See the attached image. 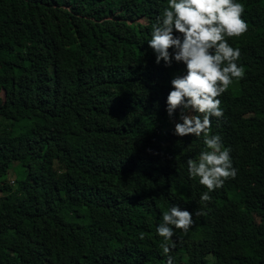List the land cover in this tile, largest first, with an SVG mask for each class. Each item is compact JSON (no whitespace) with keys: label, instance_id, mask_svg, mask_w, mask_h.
<instances>
[{"label":"trees","instance_id":"16d2710c","mask_svg":"<svg viewBox=\"0 0 264 264\" xmlns=\"http://www.w3.org/2000/svg\"><path fill=\"white\" fill-rule=\"evenodd\" d=\"M235 2L245 76L208 135L237 175L201 202L204 134L176 136L166 111L185 66L147 44L168 0H0V264H264V0ZM172 206L193 224L166 255Z\"/></svg>","mask_w":264,"mask_h":264},{"label":"clouds","instance_id":"9594fccd","mask_svg":"<svg viewBox=\"0 0 264 264\" xmlns=\"http://www.w3.org/2000/svg\"><path fill=\"white\" fill-rule=\"evenodd\" d=\"M244 5L235 0H168L167 8L152 24L148 47L155 54V63L173 62L185 66L184 75L171 80L167 96L169 117L180 111L181 122L175 124L178 137L204 134L205 150L197 161H187L191 179H198L207 191L201 202L211 199L209 193L222 187L225 180L235 178L230 149L221 143L219 135L209 136L211 118H221L223 110L217 99L234 80L243 79L245 71L236 61L241 52L229 45L227 38L239 37L248 30L242 19ZM174 32L179 35H174ZM172 50L171 52L169 50ZM196 215H204L197 211ZM193 224V214L172 206L164 212L157 234L163 238L164 254L170 252L174 229L187 233ZM144 234L141 233V238ZM167 264H172L169 256Z\"/></svg>","mask_w":264,"mask_h":264},{"label":"rangeland","instance_id":"374dc122","mask_svg":"<svg viewBox=\"0 0 264 264\" xmlns=\"http://www.w3.org/2000/svg\"><path fill=\"white\" fill-rule=\"evenodd\" d=\"M17 172H18V170H17ZM17 172H16V167H14V165H13V167L10 170V172L6 176V179L10 180V182L13 183L14 178L17 176ZM209 260L211 261L212 258L210 257Z\"/></svg>","mask_w":264,"mask_h":264}]
</instances>
